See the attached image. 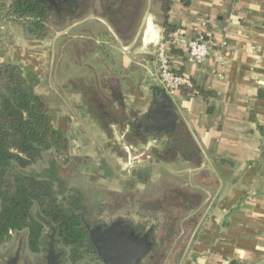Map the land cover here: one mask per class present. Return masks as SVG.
<instances>
[{"label": "crops", "instance_id": "obj_1", "mask_svg": "<svg viewBox=\"0 0 264 264\" xmlns=\"http://www.w3.org/2000/svg\"><path fill=\"white\" fill-rule=\"evenodd\" d=\"M12 1L0 0V62L45 101L68 155L89 164L87 179L114 192L165 176L195 194L199 207L185 220L196 223L178 264H264V0H172L171 34L206 33L215 43L203 62L170 47L196 91L170 97L177 128L169 134L153 114L168 96L155 57L162 0H131L122 22L124 11L103 0L66 9L64 0H39L48 11L41 38L8 16ZM128 153L140 162L133 169Z\"/></svg>", "mask_w": 264, "mask_h": 264}, {"label": "trees", "instance_id": "obj_2", "mask_svg": "<svg viewBox=\"0 0 264 264\" xmlns=\"http://www.w3.org/2000/svg\"><path fill=\"white\" fill-rule=\"evenodd\" d=\"M103 1L114 12L124 11L119 16L121 22L127 17L131 0ZM171 5L172 0H162L164 39L168 42L175 38L171 34L174 28L167 22ZM47 13L46 5L39 0H13L8 16L22 23L31 37L41 38L45 36ZM188 91H196L195 86ZM47 151L68 156L65 135L52 127L45 101L28 87L18 69L0 62V242L11 230L29 229L30 247L37 249L43 226L33 214L36 207L45 217L60 223L62 236L70 242L83 238L77 230V219L58 204L52 182L26 172Z\"/></svg>", "mask_w": 264, "mask_h": 264}, {"label": "flooded vegetation", "instance_id": "obj_3", "mask_svg": "<svg viewBox=\"0 0 264 264\" xmlns=\"http://www.w3.org/2000/svg\"><path fill=\"white\" fill-rule=\"evenodd\" d=\"M61 8L66 9L68 6L67 4H63ZM69 173L68 178H66L67 182L64 181V183H68V189L71 194H74V197L71 200H68L69 208H66L59 201L58 204H60L62 209L69 215H72L77 219V230L83 234V238H81L77 243L70 242V240L62 236L60 223L54 222V220L45 217L36 207L33 214L43 226L41 236L38 240L37 249L30 247L29 229H23L21 231L11 230L8 236L0 242V264H47L48 262H51V259L55 256L57 262L63 264L65 254L58 248L59 246L69 249L71 260L73 262H80L81 259L84 260L85 257H95V259H91L94 264H103L104 260L100 257L95 243L104 247L108 235L106 232L108 231L114 232L119 240H122L121 242H124V239L128 238L130 241H133L137 247H141L143 245L146 246V251L138 261L141 262L140 264H158L159 262H157V259H159V256L162 253L160 251L164 248L165 242H159V238L157 236H159L160 231L163 230H165V236L173 233V228L171 229L166 227L162 229L160 227L165 222L166 216L175 212H182L181 217H179V220L182 223L186 222L189 225L191 222L188 221L193 220L196 223V216H193L189 220H185V218L191 211H196L199 207L198 197L195 194H186V190L183 189L181 185L175 183L173 180H168L165 176L155 179L154 182H152L151 178V181L148 184L138 188L109 192L111 195L115 194L122 197H124V195H132V197L135 198L133 204L135 203L134 205L139 206L140 208H145V206H147L145 204H148V210H152V207L155 205L158 206L159 215L157 218H154L157 223H159L158 225H156V222H151L149 224L146 222L147 220H152V212L146 211L144 208L138 209L137 212L125 211L123 208L126 207L127 201L124 200H120L121 202L119 201L122 208H119L120 214H118V216L113 218L102 216L99 220L97 219L92 222L87 221L84 211L86 208L84 206L85 209L83 210V207L81 206L83 205L82 199L86 200L87 198L75 192V189L71 190V188L77 189V186L82 183V179L73 170L69 171ZM46 175L49 178H39L52 182L54 187H56L57 185L54 183L56 180L54 181L50 178L58 176L56 170L55 174L50 170H47ZM58 182V185L60 184V187L62 186V190L64 191L65 184H62V181ZM170 183L176 184L178 189L176 191L173 189L172 192H168L165 185ZM57 196L59 195L57 194ZM89 196L92 197V194L89 193ZM142 214L144 217H139ZM102 215H104V213ZM152 224L155 225L156 228L153 227ZM48 230H51L50 234H48ZM186 231V227L182 226L180 235H183ZM13 235L16 236V244L14 246L8 245L5 249H3L4 244H6L7 240ZM102 247H100V249H102ZM157 254L159 255L157 256ZM130 255H134L133 251Z\"/></svg>", "mask_w": 264, "mask_h": 264}, {"label": "rangeland", "instance_id": "obj_4", "mask_svg": "<svg viewBox=\"0 0 264 264\" xmlns=\"http://www.w3.org/2000/svg\"><path fill=\"white\" fill-rule=\"evenodd\" d=\"M68 154L69 153L67 152V155ZM72 157L77 160L76 163L74 160H71L70 162V160L68 159V158L72 159ZM72 157H70L69 155L66 156L64 153H62L59 156L53 155L51 151H47L46 153L43 154L42 158L39 161H37L36 163L28 167L26 172L30 175L32 174L37 177L49 178L46 175L47 170H50L54 174L56 170V173L58 176L50 177L54 181L56 180L54 183L57 186L54 187V191L56 192V194L59 195L57 196L58 201L61 202L66 208H69L68 200H71L74 197L73 196L74 194L70 193V190L68 189V183H64V181L67 182L66 178H68L70 174L69 171L73 170L77 175L80 176V178L82 179V183L77 186V189L71 188V190L75 189V192L87 198L86 200L82 199L83 205H81L83 207V210L86 208L84 211H85V218L87 221L92 222L97 219L99 220L102 216H107L108 218H113L115 216H118V214H120L119 210L122 208L121 204L119 203L122 200L127 201L126 207L123 208L125 209V211L137 212L138 209L144 208V207L140 208L139 206L134 205L135 203L133 204L135 198L132 197V195L130 196L124 195V197L120 195H115V194L111 195L109 192L105 190L106 189L105 187H102L98 184H92L90 180L87 179L88 178L87 171H88V168H90L89 164H87L84 159L74 157V156ZM126 157H128L125 160L128 168H130V166L128 165L130 161L133 164V167H131V169H133L135 166H137L140 163L138 162V160H135V156L132 153H128ZM139 159H140V156H139ZM82 164L85 165V168H83ZM58 181H62L63 182L62 184H65L64 191L62 190V186L60 187V184L58 185L59 183ZM167 191L169 192L170 190H167ZM89 193L92 194V197L89 196ZM145 205L148 206V204H145ZM147 206H145L144 209L146 211L152 212V220H147L146 222L148 224L151 222L152 223L156 222V225H158L159 223H157L156 219H154V218H157V216L159 215L158 206L155 205L154 207H152V210H148ZM178 210H181V209H178ZM103 213L104 215H102ZM181 215H182V212H175L171 215L169 214L168 216H166L165 222L162 224V226H160L162 229L166 227H169L171 229L173 228V233L169 234L168 236H165L164 235L165 230H163V231H160V235L157 236L159 238V242L161 243L165 242L164 248L160 251L162 253L159 256V259H157V262H159L158 264H178V262H180L181 259L183 258L184 248L188 241L190 232L195 227V222L194 220L188 221L192 223V224L190 223L189 225L187 223H182L179 220V217H181ZM141 216L144 217L143 214L140 215L139 217ZM152 226L155 227V225L153 224ZM182 226L183 227L186 226L187 231L183 235H180ZM50 231L51 230H48V234L51 233ZM11 238L7 240L6 244H4L3 249H5L6 246L8 245L14 246L16 244V240H15L16 236L13 235L11 236ZM58 248L61 251H63V253L65 254L63 258L64 259L63 264H94L93 260L91 259H95V257H92V258L85 257L84 260L81 259L80 262H73L71 260V254L69 253L68 248L66 249L63 246H59ZM158 255L159 254H157V256Z\"/></svg>", "mask_w": 264, "mask_h": 264}, {"label": "built area", "instance_id": "obj_5", "mask_svg": "<svg viewBox=\"0 0 264 264\" xmlns=\"http://www.w3.org/2000/svg\"><path fill=\"white\" fill-rule=\"evenodd\" d=\"M211 38H206L203 33H200L193 40H186L180 36H175L172 42L165 39H160L155 48V57L157 63V71L162 89L169 97L177 95L182 89H193L192 80L178 71L172 65L169 57V49L171 45L181 46L189 55V57L197 62L205 61L210 54V46L214 45ZM223 45H225L223 43ZM195 92V91H193ZM133 167L132 162L128 164Z\"/></svg>", "mask_w": 264, "mask_h": 264}, {"label": "water", "instance_id": "obj_6", "mask_svg": "<svg viewBox=\"0 0 264 264\" xmlns=\"http://www.w3.org/2000/svg\"><path fill=\"white\" fill-rule=\"evenodd\" d=\"M64 4H67L68 8L77 7L79 4L77 0H64ZM154 116L159 120V128L166 134L173 132L177 128V114L173 106V102L169 96H166L164 101L159 104L158 109L153 112ZM107 241L105 246H99L95 243L98 248L100 257L103 258V264H140L138 262L141 256L146 251V246L137 247L133 241L128 238L121 242L114 232H106ZM136 247H135V246ZM102 247V249H100ZM143 247V248H142ZM134 255H130L132 253ZM105 253V254H104ZM47 264H60L56 260V256L51 259V262Z\"/></svg>", "mask_w": 264, "mask_h": 264}]
</instances>
